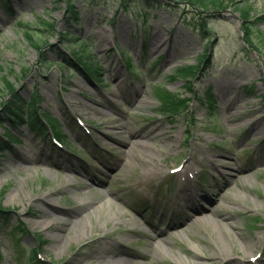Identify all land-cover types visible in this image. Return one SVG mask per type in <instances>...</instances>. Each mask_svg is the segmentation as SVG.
Instances as JSON below:
<instances>
[{"label":"rangeland","instance_id":"374dc122","mask_svg":"<svg viewBox=\"0 0 264 264\" xmlns=\"http://www.w3.org/2000/svg\"><path fill=\"white\" fill-rule=\"evenodd\" d=\"M10 3L0 9V264H264V0ZM13 90L54 125L11 123ZM234 164L248 174L221 183ZM181 179L206 190V209L178 203ZM40 197L57 211L45 216ZM79 202L88 207L73 214ZM201 212L211 224L194 222ZM174 214L187 241L141 231L143 218Z\"/></svg>","mask_w":264,"mask_h":264},{"label":"bare ground","instance_id":"6f19581e","mask_svg":"<svg viewBox=\"0 0 264 264\" xmlns=\"http://www.w3.org/2000/svg\"><path fill=\"white\" fill-rule=\"evenodd\" d=\"M229 108H234V105L232 104V103H230L229 104ZM226 110V109H225ZM224 110V111H225ZM226 113V112H225ZM242 113H245V112H243V111H239L238 109H235V110H233V111H231L230 112V116H231V119L232 120H236V119H240V118H242L243 117V115H242ZM246 114H248V113H246ZM117 122V121H116ZM253 125H255V126H257L258 125V122L256 121ZM146 130H147V128H146ZM149 130L150 129H148L147 131H145V132H141L140 130H136V129H133V133L136 135V136H146V135H150L151 133L149 132ZM128 142H130V140L129 139H126L125 140V143H128ZM135 143H138L139 144V146H143V147H147L146 146V142L145 141H141V140H137V141H135ZM125 151L124 150H122V152H121V155H124L125 153H124ZM21 160L22 161H30L29 159H28V157H26V156H23L22 158H21ZM32 161V160H31ZM230 169H231V171H233V173L232 174H228L227 173V175L228 176H226V175H223V174H221V177H224V181H220V180H218L219 182H221V183H228V181H230V179L232 178V175H236L237 173V176H239L240 174H239V172H242V171H248V169L249 168H246L245 166H243V165H238V164H234V165H232V166H230L229 167ZM53 169L54 168H44V170H48V172H51V171H53ZM203 169V172L200 174V177L201 178H204L203 180H205L206 179V181H209L210 180V178H212L211 176H212V173L210 172V170L209 171H207L208 169L207 168H205V167H203L202 168ZM181 171H183V170H181ZM179 172H180V170H179ZM199 172H201V171H199ZM246 174H248V172H245V175ZM211 175V176H210ZM244 175V176H245ZM209 179V180H208ZM215 179V178H214ZM187 180L188 179H181L180 181H179V183H178V191L179 190H181V189H183L184 187H185V189H183V191L182 192H179L178 193V197H177V201H178V203L179 204H181V205H184L186 208H189L191 211H192V213L194 214V213H197L198 211H200V210H202V209H206V206H204L203 204H202V202L201 201H206L207 200V192H206V190L203 188V189H201L200 187H199V185L196 183V180H194L195 181V183H196V186H194V185H189V186H187ZM189 180H191V179H189ZM205 181V182H206ZM195 183H193V184H195ZM177 184V183H176ZM81 185H85V184H83L82 182L80 183V186ZM176 188V189H177ZM200 188V189H199ZM40 199H41V204L42 205H45L44 206V212H45V216H50V215H52V212H54V211H57V209H55V208H53V207H50V205H49V203H48V200L46 199V198H42V197H40ZM46 201H47V203L48 204H46ZM88 202H79L78 204H76V206L74 207V210L75 211H73V214L74 213H80L82 210H84V209H87V207H88ZM180 205V206H181ZM77 209V210H76ZM63 212H64V210H62ZM66 213H68V212H66ZM117 214H118V212H116ZM138 213V212H137ZM214 214L215 215H221L222 213L221 212H218V211H214ZM193 218H194V222H201V223H203V222H206V223H208V224H211V222H212V219L210 218V214H209V212H201V214H198V215H196V216H193ZM67 222V223H66ZM55 223H56V226L57 225H64V224H70L71 223V221H68V220H66V219H57L56 221H55ZM180 223H182V222H180ZM49 226H50V224H49ZM179 228H181V227H179ZM179 228H177V229H175V230H179ZM113 234V233H112ZM186 236V235H185ZM188 237V236H187ZM184 238H186V237H184ZM189 239V238H188ZM162 240H164V239H160V241H162Z\"/></svg>","mask_w":264,"mask_h":264},{"label":"trees","instance_id":"16d2710c","mask_svg":"<svg viewBox=\"0 0 264 264\" xmlns=\"http://www.w3.org/2000/svg\"><path fill=\"white\" fill-rule=\"evenodd\" d=\"M148 2L155 4L157 3V0H147ZM188 3L200 7H217L218 5L222 4L223 0H186ZM11 0H0V7L2 9H9ZM69 4H71L72 0H68ZM148 12L145 13L143 18H148ZM245 12H247L248 17L250 16V9H245ZM246 21H250L249 18H246ZM247 31L249 32V27H247ZM249 34V33H248ZM29 36L32 37V34H29ZM249 39V38H248ZM247 42L252 43V40H247ZM69 60V59H68ZM85 66L88 67V71H91L95 75L100 74V67L94 63L91 59H86ZM190 69V68H189ZM191 71V73H195L196 71ZM9 83V87L12 88V83L9 80H6ZM175 97L174 94L172 96H168L169 101H171ZM165 100V99H164ZM35 102H32L31 100L26 102V99L17 91L13 90L11 92V100L9 104H5L3 106V113L6 115V117L11 121V123H15L17 125H24V124H30L32 127H39L41 118L40 113L34 109L33 104ZM171 104V102H170ZM51 121H56V119H52ZM141 204H143L141 202ZM145 206V205H144ZM1 212V211H0ZM2 213V212H1ZM1 218V215H0Z\"/></svg>","mask_w":264,"mask_h":264}]
</instances>
